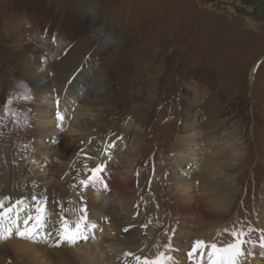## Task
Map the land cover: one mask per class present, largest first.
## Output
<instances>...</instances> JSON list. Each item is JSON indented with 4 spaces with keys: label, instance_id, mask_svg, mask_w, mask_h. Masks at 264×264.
<instances>
[{
    "label": "rangeland",
    "instance_id": "rangeland-1",
    "mask_svg": "<svg viewBox=\"0 0 264 264\" xmlns=\"http://www.w3.org/2000/svg\"><path fill=\"white\" fill-rule=\"evenodd\" d=\"M97 29L103 35L94 39ZM108 36L112 42L105 44ZM86 69L82 83L87 86L90 78L99 76L105 86L98 123L100 140L95 151L79 144L71 173L80 178L85 168L107 166L110 159L116 165L121 151L136 136L137 123L142 122L138 195L152 242L166 230L165 213L175 205L164 181L170 167L161 164V160L176 139L182 114L191 119L196 116L197 126L216 128L219 135L229 133L232 125L240 129L245 155L239 165L241 177L233 209L223 224L237 214L250 215L261 204L264 0H0V173L5 162L16 170L21 167L26 170L25 177L30 178L29 192L34 191L30 202L26 195L25 200H20L19 205L24 201L29 204L21 213L16 211L18 207L9 209L16 204L15 199L6 198L12 204L0 216L1 244L17 238L35 244L30 238H21L19 231L23 230L24 221L35 215V204L47 198L32 179L42 165L34 171L30 159L35 91L27 72L49 73L53 85L59 87V80L65 75ZM94 80H89L88 86ZM25 96L29 99L25 100ZM121 138H128L123 150ZM112 154L117 155L116 159ZM58 174L63 182L64 172ZM15 191H19L17 185ZM77 196L76 201L72 194L61 201L65 207L56 218L53 213L47 214L48 207H41V221L30 237L39 238V245L48 249L69 246L85 250L97 244L101 252L114 256L115 251L108 246L111 235H107L108 229L103 230L102 223L98 224L97 216L96 226H81L74 242L66 237L50 238L49 230L44 229L68 225L71 221L63 220L66 216L79 219L74 213L80 202ZM57 199L53 202L59 204L61 197ZM12 221H20L23 228L11 229L7 235ZM78 221L76 226L86 222L83 218ZM138 250L133 253L134 259L142 251ZM133 258L116 253L118 264H131ZM190 259L197 260L192 255ZM39 260L42 264L54 263L46 258ZM152 262L150 258L146 264Z\"/></svg>",
    "mask_w": 264,
    "mask_h": 264
},
{
    "label": "bare ground",
    "instance_id": "bare-ground-1",
    "mask_svg": "<svg viewBox=\"0 0 264 264\" xmlns=\"http://www.w3.org/2000/svg\"><path fill=\"white\" fill-rule=\"evenodd\" d=\"M101 35V30L94 31V39ZM109 42H112L111 36L104 41L105 44ZM87 69L78 74L65 75L59 80V87L53 85L49 73L27 72L35 91L30 159L34 171L40 165L43 168L34 172L32 179L36 189L47 196L46 200L35 204V215L29 227L34 225L36 229L38 222L35 219L41 207L52 210L47 214L53 213L55 218L64 210L61 201L71 196L68 180L71 183L73 179L71 165H74L79 144L84 143L89 150H98L100 104L105 86H102V78L99 76L95 80L89 79L94 80L90 86L89 80L87 86L82 83V76ZM88 73L91 74L90 71ZM58 113L65 117L63 121L57 118ZM181 116L176 139L170 144L168 155L161 160V164H169L170 167L164 175V181L170 188L175 205L165 213L168 220L166 230L153 242L142 218L143 210L138 195L143 160V136L140 135L144 132V124L140 122L135 127L136 136L125 150L128 138H121L120 150L123 151L118 156L120 159L117 164L110 159L107 166L99 165L103 167L100 177L103 184L107 185V190L100 180L87 189L79 182L77 188L74 186L80 198L74 213L80 220L83 218L86 221L83 227L87 225L91 229L97 224L94 220L96 216L100 219L98 224L102 223L103 230L108 229L107 235H111L109 239L113 242L108 246L115 251L114 256L101 252L97 244L85 250L69 246L48 249L40 246V243L31 244L17 238L0 244V264H42L40 258L49 259L55 264H58L57 260L60 264H95L100 260L102 264H118L116 253L117 256L132 255L133 258V253L138 249H142L143 253L137 259L133 258L131 264H146L150 258L155 264H213V261L217 264H264V193L261 204L250 215L237 214L228 224H223L233 209L241 177L240 166L245 155V143L239 127L232 125L229 133L219 135L216 128L212 130L208 126H197L196 116L192 119L186 114ZM199 125H203V122ZM113 156L116 159L117 155ZM14 168L6 162L1 168L0 216L12 204H8L6 198L15 199L13 202L16 204L9 209L18 207L16 211L21 213L25 205L29 204L22 201L23 206L19 205L20 200H25L26 195L30 202V194H34V191L29 192L30 178L25 177L26 170ZM90 169L82 173L80 181L89 179ZM58 172H64L63 182ZM16 185L19 187L18 192L15 191ZM58 196H62L59 204L53 202L58 200ZM62 215L65 216L64 213ZM79 219L73 220L66 216L63 220L71 222L62 228L58 227L59 230L48 226L50 238H62L63 234L73 235L77 231L75 224L79 223ZM18 223L16 225L20 227ZM197 241L204 243L197 244ZM212 244L217 245L215 250ZM19 255L22 258L19 259ZM191 255L197 258L196 262L190 259Z\"/></svg>",
    "mask_w": 264,
    "mask_h": 264
},
{
    "label": "snow or ice",
    "instance_id": "snow-or-ice-1",
    "mask_svg": "<svg viewBox=\"0 0 264 264\" xmlns=\"http://www.w3.org/2000/svg\"><path fill=\"white\" fill-rule=\"evenodd\" d=\"M24 99L28 100L29 97L25 96ZM56 103H57V105H59V101L58 100H57ZM57 118L59 120H61V121H63L65 119V117L62 114H59V113L57 114ZM105 151H107V150H105ZM102 171H103V167L102 166H97L95 168L90 169L91 176L89 177V179L81 180L80 184L83 185L87 189L89 186L93 185L96 181L100 180V182L102 183V186L104 187V189L107 190V185L103 184V182L101 180V177H100V174L102 173ZM31 219H32V217L29 216L28 219H26L24 221V228H23V230L19 231V236L21 238L30 237L35 232L36 229H35L34 226L29 227V222L31 221ZM40 219H41L40 217H36V220L39 221ZM79 228H80V226L77 225V234L79 233ZM125 230L127 231L129 229L125 228ZM64 232L65 233L67 232V227H65ZM236 235H238V233ZM66 239L68 241H74L75 234L70 235V236H66ZM203 243L204 242H202V241H197V244H203ZM211 247H212V249L215 250L217 248V245L216 244H212ZM239 254L240 253H238V255ZM129 255H131V253ZM213 264H217V262L213 261ZM233 264H235V262H233Z\"/></svg>",
    "mask_w": 264,
    "mask_h": 264
}]
</instances>
